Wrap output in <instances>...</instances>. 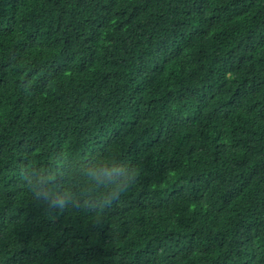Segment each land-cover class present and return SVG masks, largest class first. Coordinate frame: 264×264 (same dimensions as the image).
<instances>
[{
	"label": "trees",
	"instance_id": "16d2710c",
	"mask_svg": "<svg viewBox=\"0 0 264 264\" xmlns=\"http://www.w3.org/2000/svg\"><path fill=\"white\" fill-rule=\"evenodd\" d=\"M0 264H264V0H0Z\"/></svg>",
	"mask_w": 264,
	"mask_h": 264
},
{
	"label": "clouds",
	"instance_id": "9594fccd",
	"mask_svg": "<svg viewBox=\"0 0 264 264\" xmlns=\"http://www.w3.org/2000/svg\"><path fill=\"white\" fill-rule=\"evenodd\" d=\"M128 168L130 169V174L126 175L122 180L113 181L111 184L105 185V187L109 189L106 207L110 206L113 200L118 199L120 195H122L129 187H131L135 183V180L138 176V170L135 167L128 166ZM116 171L117 169L114 168L111 171L105 172V179H110L113 173ZM90 178L96 180V173H91ZM37 195L39 196V193H37ZM60 207L63 208V203H61Z\"/></svg>",
	"mask_w": 264,
	"mask_h": 264
}]
</instances>
